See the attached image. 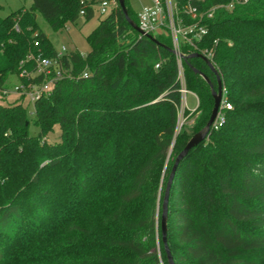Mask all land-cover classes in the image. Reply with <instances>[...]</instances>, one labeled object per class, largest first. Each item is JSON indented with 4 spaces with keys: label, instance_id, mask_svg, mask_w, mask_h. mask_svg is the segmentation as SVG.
Instances as JSON below:
<instances>
[{
    "label": "trees",
    "instance_id": "trees-1",
    "mask_svg": "<svg viewBox=\"0 0 264 264\" xmlns=\"http://www.w3.org/2000/svg\"><path fill=\"white\" fill-rule=\"evenodd\" d=\"M130 18L138 23L129 0ZM184 4L187 0H176ZM194 2L216 7L208 31L183 59L198 99L193 134L178 129L181 106L172 39L141 35L118 6L87 36L90 50L59 55L37 13L58 31L94 14L95 0H32L0 17V99L15 75L40 85L41 54L61 72L35 102L0 103V264H168L162 201L176 155L207 124L221 79L225 120L179 163L169 195L167 241L175 264H264V0ZM186 23L197 19L185 16ZM39 42L38 46L34 41ZM159 64L158 67L156 65ZM87 76H84V74ZM31 121L39 133L31 135ZM55 127L60 140L49 142ZM173 145V158L168 161Z\"/></svg>",
    "mask_w": 264,
    "mask_h": 264
},
{
    "label": "built area",
    "instance_id": "built-area-1",
    "mask_svg": "<svg viewBox=\"0 0 264 264\" xmlns=\"http://www.w3.org/2000/svg\"><path fill=\"white\" fill-rule=\"evenodd\" d=\"M204 1L205 0H187V2L180 5V3L176 0H149V3L142 4L141 8L137 10V25L144 31L145 34H151L154 37L156 35H166L170 36L172 39V49L177 52L178 81L181 93L180 114H183L186 110V94L190 92L186 86L183 58L180 55L184 53H182L181 47L184 45L194 48L197 47V43L202 41L208 31L207 27L201 23V21L204 20L205 17L211 18L214 14V10L216 9V7H213L207 11L200 12L199 6L195 5L194 2ZM248 1L250 0H233L226 7L231 9L235 2L246 3ZM99 6L102 14H109L119 6V1L100 0ZM85 14L86 11L82 10L81 15ZM185 16H190L193 19H197V21L188 24L185 21ZM34 45L38 46L39 42L35 40ZM62 49L64 50L65 47H62ZM199 53L206 56L211 61L210 51L204 50ZM33 58L36 64L35 69L30 73L23 70L20 76L29 79V77L34 78L35 76L41 74L44 75V81L40 85L30 84L29 86L20 83L16 85L14 89L20 94H28L35 104V102L40 99L43 94L52 90L53 85L60 78L61 72L57 67L56 60L44 57L41 54L36 57L33 56ZM158 66L159 64L156 65V67ZM84 76H87V74L85 73ZM230 108L231 104L226 100L225 90L223 89L221 106L212 128L217 129L222 125L225 120V110Z\"/></svg>",
    "mask_w": 264,
    "mask_h": 264
},
{
    "label": "rangeland",
    "instance_id": "rangeland-1",
    "mask_svg": "<svg viewBox=\"0 0 264 264\" xmlns=\"http://www.w3.org/2000/svg\"><path fill=\"white\" fill-rule=\"evenodd\" d=\"M94 5V14L93 16L86 21L85 16L81 15L74 22H68L65 27L55 31L51 28L49 23L43 18L40 13H37V23L39 29L46 34V36L52 42V45L57 50L58 54L64 55L72 50H77L82 54H87L90 50V45L87 41V36L97 27L99 20L107 14H102L100 11L99 1L95 0ZM132 7L137 11L141 8L142 4L149 3V0H129ZM32 4V0H0V17H6L7 15L17 11L18 9H28ZM62 47H65L63 50ZM20 84V80L17 76L12 75L9 77L6 87L7 94L5 99H0V103H10L18 100L20 98V93L15 91V86ZM23 105L27 108V113L29 117H33L35 110V104L31 98L26 94L22 99ZM198 106L197 97L189 92L186 94V109L188 112H193ZM190 114H180L179 111V123L178 129L180 130L181 126L184 124V131L189 135L193 134V118H189ZM29 133L31 135H37L39 133L38 127L31 121L29 125ZM49 142H58L60 140V129L55 127L48 135ZM173 145L171 146L166 160V164L169 160L173 158ZM163 264V263H162Z\"/></svg>",
    "mask_w": 264,
    "mask_h": 264
},
{
    "label": "water",
    "instance_id": "water-1",
    "mask_svg": "<svg viewBox=\"0 0 264 264\" xmlns=\"http://www.w3.org/2000/svg\"><path fill=\"white\" fill-rule=\"evenodd\" d=\"M119 1V6L121 7L127 21L130 23V25L137 31L139 32L141 35H145L148 38L154 40L155 42H158L156 40V38L151 35V34H145L144 31L137 25V23L135 21H133L130 18L127 6H126V1L125 0H118ZM171 50L173 51V53H177L174 49L171 48ZM181 57L184 60H187L189 57H200L202 58L209 66L210 68L216 73L217 72L212 64V62L204 55L200 54V53H193L191 55H184V54H180ZM193 70L196 73H199L205 80L206 82L210 85L211 87V91H212V96L214 98V106L210 115V118L207 122V124L203 127V129H201L200 131H198L197 133H195L187 142V144L184 146V148L176 155V157L174 158V162L171 168V172L169 174L168 177V181L166 184V188H165V193H164V197H163V201H162V214H161V235H162V242L164 245V249L166 252V257H167V262L168 264H175L173 255L171 253V250L169 248L168 245V241H167V220H168V202H169V195H170V188L176 173V170L179 166V163L186 157V155L189 153V151L196 147L197 145H199L200 143H202L203 141L206 140L211 127L213 125V123L215 122L220 106H221V102H222V98H223V86H222V82L221 79L219 78V76H217V83L218 86L217 88H214V86L211 84L210 79L202 72H200L199 70L193 68Z\"/></svg>",
    "mask_w": 264,
    "mask_h": 264
}]
</instances>
